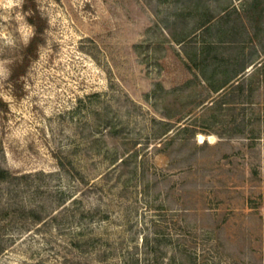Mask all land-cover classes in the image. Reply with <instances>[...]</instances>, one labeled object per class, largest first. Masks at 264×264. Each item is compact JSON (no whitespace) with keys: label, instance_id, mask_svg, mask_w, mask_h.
Masks as SVG:
<instances>
[{"label":"rangeland","instance_id":"rangeland-1","mask_svg":"<svg viewBox=\"0 0 264 264\" xmlns=\"http://www.w3.org/2000/svg\"><path fill=\"white\" fill-rule=\"evenodd\" d=\"M36 1L31 55L0 0V264H264V0Z\"/></svg>","mask_w":264,"mask_h":264},{"label":"trees","instance_id":"trees-1","mask_svg":"<svg viewBox=\"0 0 264 264\" xmlns=\"http://www.w3.org/2000/svg\"><path fill=\"white\" fill-rule=\"evenodd\" d=\"M23 11L27 14V18L30 21V23L35 27L36 31V37L33 38V41L27 48V52L31 55H35L34 48L36 46L37 40L39 39V34L44 33L46 29V23L44 22V18L42 16L41 11L39 10L38 4L36 0H24L23 3ZM184 41V38L183 40ZM254 61L248 60L245 58L244 60L239 61V68L233 69L232 71H228L229 76L223 80L221 83L216 85L215 91H220L223 89L228 83H230L234 79H238L239 77H242L244 75V72L249 64H253ZM25 71V67L21 66L20 68H17L11 75V79L14 81H17L19 79V76ZM240 83V82H239ZM0 103H2L0 101ZM13 173L9 168H5L0 166V183L3 181H7L12 177ZM4 250V245L0 242V254Z\"/></svg>","mask_w":264,"mask_h":264}]
</instances>
